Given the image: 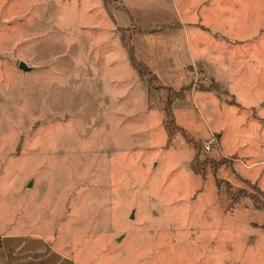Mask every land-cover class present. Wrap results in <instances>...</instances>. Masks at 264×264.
Returning a JSON list of instances; mask_svg holds the SVG:
<instances>
[{"label":"rangeland","instance_id":"1","mask_svg":"<svg viewBox=\"0 0 264 264\" xmlns=\"http://www.w3.org/2000/svg\"><path fill=\"white\" fill-rule=\"evenodd\" d=\"M100 2L0 0V227L63 236L76 264H264V0H124L184 30L134 35L159 74L133 54V80L105 67ZM122 3L129 37L162 26ZM177 52L188 69L164 67Z\"/></svg>","mask_w":264,"mask_h":264},{"label":"crops","instance_id":"2","mask_svg":"<svg viewBox=\"0 0 264 264\" xmlns=\"http://www.w3.org/2000/svg\"><path fill=\"white\" fill-rule=\"evenodd\" d=\"M122 1H123L122 3L123 10L127 11V13L131 16V19L133 20L135 25H139V26H144L148 24L162 25L158 27L157 30L151 33H145V34L133 33L129 38L130 43L131 41H133L134 35L151 36V37H156L157 39L161 38V40L163 41H168V35L171 36L172 40L175 38L174 36L177 35V33L179 34L178 37L183 35L184 30H183L182 25L181 27L180 25L178 27H173L176 25H171V22H168V21L158 20V21H151L150 23H147V24L139 23L138 21L135 20L134 17H132L131 13L127 10V8H125L124 0ZM98 5H99L98 7L99 17L103 21L101 23H103L104 28L106 30V39H108V41L110 42V44L107 47H105V50L102 55V57L105 59L104 62H106L105 67H108L112 71L115 70L114 74L116 75H122L123 71H121V69H124L127 72L128 77L130 76L133 80V77L136 78V75L133 74L134 70L132 68L126 48L121 43L118 34L117 36H115V39H112L109 36L110 32L108 30L112 28V29H115L117 32L119 25H116L112 19L113 16L107 13V10L105 9L103 5L102 0L100 4L98 3ZM110 19H112V21ZM175 32L177 33L174 34ZM113 45H115V49L111 48ZM131 47L133 49V54L135 58L139 59L147 67H149L151 72L155 74H159V72L157 71V69L154 67V65L151 62H149L147 59L139 57L136 54L135 48L132 44H131ZM176 66H178L180 70H183L184 68L188 69L189 67V64L186 63L185 56L180 55L179 52L175 54L173 58V62H171L170 60V62L167 61L164 63L165 68L178 69ZM130 74H133V76ZM117 79L119 80L118 82L119 86L132 88L134 90V92H131L130 94V97L133 100L138 101L140 96L144 97V94H145V98L147 99L151 97L150 96L151 93L147 92L144 89V86L141 84L142 83L141 80H138L139 82L136 81V82H133V84H130L132 86H126L127 83L122 82L121 78H117ZM164 84H166L168 87H171V89H173L174 91L179 89L181 86H185V84L180 85L178 87L173 86L169 83H164ZM185 95L186 94H183L182 98H184ZM175 122L177 123V121ZM177 125L183 128L182 125H180L179 123H177ZM45 234H42L41 231H28L27 232L24 230H17V229L8 230V229H4L2 226L0 227V253L2 252V248L5 246V248L13 254L11 255L14 258L15 256L17 257V259H15L12 264H21V263H24V264H76L80 262L78 259L81 258V256L79 255L78 257L73 256V254L70 253L69 250H67L66 248H63V244H62L64 240L63 236L60 237L59 242L58 241L56 242L54 240H56L57 237L56 238L48 237L45 239ZM69 245L70 243L67 246L69 247ZM89 256L91 259L93 255L91 256L90 253L88 252L85 255H82V257L88 258V259H89ZM73 261L75 262L72 263ZM84 264H87V263H84Z\"/></svg>","mask_w":264,"mask_h":264},{"label":"trees","instance_id":"3","mask_svg":"<svg viewBox=\"0 0 264 264\" xmlns=\"http://www.w3.org/2000/svg\"><path fill=\"white\" fill-rule=\"evenodd\" d=\"M103 2V5L105 7L106 10H109V6H113L114 8H121V2L122 0H102ZM156 28L152 27L146 31H153L155 30ZM118 31H119V38H120V41L121 43L123 44V46L127 49V52H128V56H129V59L131 61V63L133 64L134 68L137 70V74L141 76V72L139 71L138 69V65L134 58H133V51H132V47L130 45V42H129V34L127 33V30L125 28H118ZM137 32L141 31L139 28L136 29ZM128 34V35H127ZM171 101L172 99L171 98H167L165 100V104H164V108L162 109V112H163V117H164V120H163V126H164V129L166 131V134H167V140H170L171 139V136H172V133H171V129L169 128H172L171 126L174 125L175 127V124H174V121H173V116H172V112H171ZM177 130H181L180 128H176ZM181 134H182V131H180ZM184 134V133H183ZM182 136L185 138L186 142L188 143H191L192 144V148L194 150V154L191 158V169L193 172L195 173H198V174H201V173H204L205 172V169H204V166L206 164V162H208L210 164V167L216 171L217 167L216 165H220V163L223 162V160H218V161H211V160H207V159H203V160H199L198 159V154L196 152V150L198 149V145L196 143H193V141H191V139L187 138L186 135H183ZM217 179H215V182L217 183L216 181ZM11 259H9V263L8 264H11V262L13 261V258L14 257H10Z\"/></svg>","mask_w":264,"mask_h":264},{"label":"built area","instance_id":"4","mask_svg":"<svg viewBox=\"0 0 264 264\" xmlns=\"http://www.w3.org/2000/svg\"><path fill=\"white\" fill-rule=\"evenodd\" d=\"M209 142L203 143L202 145V149L204 152H208L209 151Z\"/></svg>","mask_w":264,"mask_h":264},{"label":"water","instance_id":"5","mask_svg":"<svg viewBox=\"0 0 264 264\" xmlns=\"http://www.w3.org/2000/svg\"><path fill=\"white\" fill-rule=\"evenodd\" d=\"M19 67L22 68L23 70L26 69V67L24 66V64L22 62H20Z\"/></svg>","mask_w":264,"mask_h":264}]
</instances>
